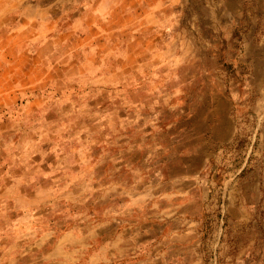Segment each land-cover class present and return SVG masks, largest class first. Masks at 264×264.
Instances as JSON below:
<instances>
[{
  "label": "crops",
  "instance_id": "1",
  "mask_svg": "<svg viewBox=\"0 0 264 264\" xmlns=\"http://www.w3.org/2000/svg\"><path fill=\"white\" fill-rule=\"evenodd\" d=\"M183 11V0H0V127L14 143L39 147L0 167V264H264L263 121L258 164L249 154L215 186L225 189L219 220L214 188L202 183L140 187L172 196L58 198L82 183H118L127 167L166 172L165 157V168H156L147 152L132 151L122 164L121 151H99L120 134L104 129L90 138L89 128L153 121L155 97L170 110L181 96L170 63L185 62L198 47ZM223 101L215 95L211 110H222ZM212 127L218 148L233 139L227 115ZM89 143L97 150H87ZM222 155L201 146L195 175H218ZM176 173L187 174L183 163Z\"/></svg>",
  "mask_w": 264,
  "mask_h": 264
},
{
  "label": "rangeland",
  "instance_id": "2",
  "mask_svg": "<svg viewBox=\"0 0 264 264\" xmlns=\"http://www.w3.org/2000/svg\"><path fill=\"white\" fill-rule=\"evenodd\" d=\"M183 9L185 29L194 31L198 47L197 54L185 62L170 63L173 65L171 74L179 76V79L170 82L174 83V91L181 92V96L171 102L170 110L160 109V103L157 104L159 99L155 97L156 103L151 111L153 121L131 120L123 121L122 127L106 125V128H89L92 134L90 138L99 132L105 133L104 129L108 134H120L119 142L107 141L97 148L99 151H121L122 164L130 163L128 156L132 151L147 152V155L151 154L153 167L156 168L164 167L162 159L165 157L168 164L167 169L164 167L166 172L132 174L127 167L118 183L112 180L110 186L104 184L106 187L102 189H99V183H82L77 186H92V191L82 187L61 190L63 192L58 193L59 199L82 201L93 195L108 197L112 193L121 194L123 199L125 196L129 198L143 194L169 193L172 196L171 191L159 187L148 190H141L140 187L196 186V183H202V186L214 188L210 197L216 206L211 210L214 219L219 220L225 211L221 206L225 189L224 186L222 189L215 186L223 185L229 178L227 172H237L249 154L253 165L258 164L256 153L263 149L257 138L259 123L263 121L261 128L264 126V0H183ZM215 95L224 98L222 110L216 112L211 110ZM166 98H163L164 103ZM222 114L233 120L234 137L229 144L218 148V142L213 141L212 125ZM133 122L136 125H130ZM60 129L65 130L66 127ZM7 131V127H0V167L5 166L4 162L15 153L24 155L39 150L35 143H14L12 133ZM94 144L89 143L87 150H97ZM201 146L209 154L222 150L218 175H214L215 170L204 176L195 175L194 168L199 165L195 152L201 150ZM46 147L47 143H44L40 149ZM182 163L187 170L184 177L176 173L182 170ZM156 168L155 171L158 170ZM119 186L122 187L121 191L116 190Z\"/></svg>",
  "mask_w": 264,
  "mask_h": 264
}]
</instances>
